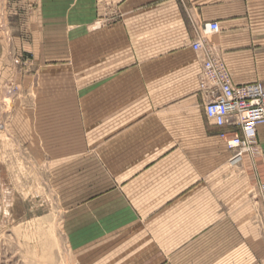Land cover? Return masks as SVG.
Segmentation results:
<instances>
[{"label":"crops","instance_id":"1","mask_svg":"<svg viewBox=\"0 0 264 264\" xmlns=\"http://www.w3.org/2000/svg\"><path fill=\"white\" fill-rule=\"evenodd\" d=\"M45 1V30L84 22H68L64 7ZM102 2L91 0V82L75 78L74 87L78 107L91 102V179L68 183L61 175L62 197L75 187L76 214L103 223L101 235L152 227L160 237L153 249L169 253L163 264H204L215 250L212 238L220 252L236 250L244 209L252 220L258 210V202L244 198L243 178L252 189L264 158V125L256 132L257 155L234 170L220 136L233 130L205 116L204 56L191 44L203 38V24L218 23L220 33L203 38L204 45L233 84L264 83V0H122L113 2L121 20L95 32ZM65 39L43 32L33 63L44 72L64 66ZM78 164L81 170L82 159Z\"/></svg>","mask_w":264,"mask_h":264},{"label":"rangeland","instance_id":"2","mask_svg":"<svg viewBox=\"0 0 264 264\" xmlns=\"http://www.w3.org/2000/svg\"><path fill=\"white\" fill-rule=\"evenodd\" d=\"M120 1L103 0L95 32L121 20L113 6ZM45 2L0 0V264H163L169 253L153 249L160 237L152 227L101 235L103 223L76 214L75 187L62 197L64 176L68 183L91 179V102H74L75 78L91 82V0H49L66 9L68 22L84 20L49 31L41 22ZM43 32L68 42V62L46 72L33 63ZM243 179L244 198L258 210L252 220L244 209L241 246L220 252L212 238L204 264H264V158L252 189Z\"/></svg>","mask_w":264,"mask_h":264},{"label":"built area","instance_id":"3","mask_svg":"<svg viewBox=\"0 0 264 264\" xmlns=\"http://www.w3.org/2000/svg\"><path fill=\"white\" fill-rule=\"evenodd\" d=\"M200 32L203 38L216 36L220 27L216 22L206 23ZM203 38L194 41L191 49L204 56L200 76V91L206 97L204 113L214 126L233 130L220 136L230 153L229 163L238 166L245 156L257 155L256 132L258 126L264 125V83L234 85L226 66L206 48Z\"/></svg>","mask_w":264,"mask_h":264},{"label":"bare ground","instance_id":"4","mask_svg":"<svg viewBox=\"0 0 264 264\" xmlns=\"http://www.w3.org/2000/svg\"><path fill=\"white\" fill-rule=\"evenodd\" d=\"M203 34V33H202Z\"/></svg>","mask_w":264,"mask_h":264}]
</instances>
